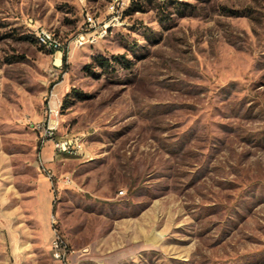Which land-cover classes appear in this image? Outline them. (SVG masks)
Masks as SVG:
<instances>
[{"label": "rangeland", "instance_id": "obj_1", "mask_svg": "<svg viewBox=\"0 0 264 264\" xmlns=\"http://www.w3.org/2000/svg\"><path fill=\"white\" fill-rule=\"evenodd\" d=\"M124 1L0 0V264L57 263L51 210L70 264H264V0ZM114 4L60 62L33 29ZM52 91L81 154H42Z\"/></svg>", "mask_w": 264, "mask_h": 264}, {"label": "built area", "instance_id": "obj_2", "mask_svg": "<svg viewBox=\"0 0 264 264\" xmlns=\"http://www.w3.org/2000/svg\"><path fill=\"white\" fill-rule=\"evenodd\" d=\"M117 5L123 6L124 0H115ZM116 5H113L112 16L108 20H99L90 12L86 14L85 25L81 29L79 36L74 39H62L56 32L47 33V26L36 25L33 29H36L39 33H44L45 37L52 43V51H55V55L58 51L62 52L66 50V47H70L72 44L76 46H82L86 44V40H93V42L100 41V37H107L112 32V28L120 20V10H116ZM57 95L54 91L51 93V99L49 100V106L46 109V113L43 119L34 124V129L37 131L38 137L42 143L48 140H52L54 143L55 151L57 154H81L84 152L83 143L79 136H58V129L61 125V114H59L58 100L53 101V97ZM124 190L120 191L123 194ZM51 225L54 231V237L51 241V250L53 256H57V263L54 264H70L69 257L72 253V248L69 240L62 233L59 226V218L56 213H51Z\"/></svg>", "mask_w": 264, "mask_h": 264}, {"label": "crops", "instance_id": "obj_3", "mask_svg": "<svg viewBox=\"0 0 264 264\" xmlns=\"http://www.w3.org/2000/svg\"><path fill=\"white\" fill-rule=\"evenodd\" d=\"M61 57H62V52H61ZM44 118V117H43ZM52 148H53V151L55 150V147H54V143H53V141L52 140H48V141H46L45 143H44V145H43V147H42V154H48V153H50V152H52ZM55 153H56V151H55ZM65 153H60V155H64ZM11 191V193H14L15 191H13L14 189L12 188V189H10ZM17 194H18V192H17ZM29 194H30V197H31V200H33L34 198H35V194H36V190L34 189V188H32L30 191H29ZM50 209H53V205H50V204H48V207H47V210L49 211ZM0 211H1V206H0ZM41 209H39V214H41ZM51 213H52V210H51ZM50 225V226H49ZM48 231H47V234L48 235H51L52 236V238H51V241H52V239H53V237H54V231H53V228H52V225H51V215H50V217H49V223H48ZM51 241H50V244H49V249H50V252H51Z\"/></svg>", "mask_w": 264, "mask_h": 264}, {"label": "bare ground", "instance_id": "obj_4", "mask_svg": "<svg viewBox=\"0 0 264 264\" xmlns=\"http://www.w3.org/2000/svg\"><path fill=\"white\" fill-rule=\"evenodd\" d=\"M47 33H53V32L47 28ZM35 34L37 35V38L39 39V41H40L42 44H44V45H46V46H49V47H52V43H51V41L48 40V37H45L44 33H39L38 31H35ZM56 59H57L58 62L61 61V52H60V51H58V52L56 53ZM57 61H56V62H57ZM56 257H57V256H56Z\"/></svg>", "mask_w": 264, "mask_h": 264}, {"label": "trees", "instance_id": "obj_5", "mask_svg": "<svg viewBox=\"0 0 264 264\" xmlns=\"http://www.w3.org/2000/svg\"><path fill=\"white\" fill-rule=\"evenodd\" d=\"M63 59H67V52H66V50L64 51ZM54 209H55V208H54Z\"/></svg>", "mask_w": 264, "mask_h": 264}]
</instances>
